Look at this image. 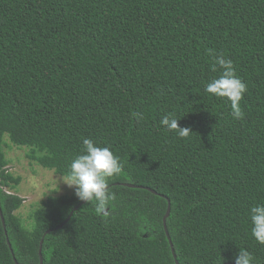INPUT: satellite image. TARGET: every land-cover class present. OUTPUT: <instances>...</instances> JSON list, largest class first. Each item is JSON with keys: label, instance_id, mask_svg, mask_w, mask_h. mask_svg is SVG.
I'll use <instances>...</instances> for the list:
<instances>
[{"label": "trees", "instance_id": "16d2710c", "mask_svg": "<svg viewBox=\"0 0 264 264\" xmlns=\"http://www.w3.org/2000/svg\"><path fill=\"white\" fill-rule=\"evenodd\" d=\"M209 49L247 85L242 119L204 91L222 73ZM169 113L193 133L162 128ZM85 138L123 165L108 218L73 193L25 225L6 149L63 177ZM257 203L264 0H0V264H41L42 241L43 264H177L170 241L179 264H235L239 249L264 264Z\"/></svg>", "mask_w": 264, "mask_h": 264}, {"label": "clouds", "instance_id": "9594fccd", "mask_svg": "<svg viewBox=\"0 0 264 264\" xmlns=\"http://www.w3.org/2000/svg\"><path fill=\"white\" fill-rule=\"evenodd\" d=\"M208 52L214 59L213 71L219 66L222 73L207 83L204 91L218 98H226L230 102L232 118L242 119L244 113L240 102L247 92V85L235 74L231 59L215 53L212 49ZM132 115L136 119H142L139 113ZM178 121L174 114L169 113L161 117L159 124L165 130L175 132L180 138L193 133L187 127H180ZM82 145L81 154L71 161L67 175L62 177L63 182L74 189L79 200L92 204L98 216L107 219L109 209L117 198L116 193L110 189L109 180L122 174L123 165L110 147L99 146L90 138L83 139ZM249 218L252 237L264 245V203L251 206ZM235 264H256V261L247 249H239Z\"/></svg>", "mask_w": 264, "mask_h": 264}, {"label": "rangeland", "instance_id": "374dc122", "mask_svg": "<svg viewBox=\"0 0 264 264\" xmlns=\"http://www.w3.org/2000/svg\"><path fill=\"white\" fill-rule=\"evenodd\" d=\"M10 161L8 170L20 178V183L12 193L25 199L23 207L17 212L25 225H31L32 214L43 207L51 196H65L74 193L73 188L64 184L62 176L39 166L29 159L27 148L12 147L6 149Z\"/></svg>", "mask_w": 264, "mask_h": 264}, {"label": "water", "instance_id": "95a60500", "mask_svg": "<svg viewBox=\"0 0 264 264\" xmlns=\"http://www.w3.org/2000/svg\"><path fill=\"white\" fill-rule=\"evenodd\" d=\"M129 187H134L133 185H127ZM85 203V201L82 202V204ZM79 207H77L76 209H78ZM170 212H171V204L169 202V206H168V210H167V213H166V216L164 217V226H165V230H166V233L168 235V230H167V225H166V221L168 219V217L170 216ZM0 214H1V218H2V222H3V225L4 227L6 228V223H5V219H4V216H3V213H2V210H1V206H0ZM62 227V226H61ZM52 230H49L46 232V234H49L51 233ZM169 237V235H168ZM169 241H170V238H169ZM170 244H171V247H172V252H173V255H174V258L176 260V263H178L177 259H176V254H175V250L173 248V245H172V242L170 241ZM42 246H43V241L41 242V248H40V258H41V264H43V256H42ZM11 248V246H10Z\"/></svg>", "mask_w": 264, "mask_h": 264}]
</instances>
